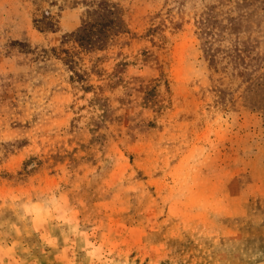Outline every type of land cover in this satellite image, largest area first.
<instances>
[{
	"label": "rangeland",
	"instance_id": "374dc122",
	"mask_svg": "<svg viewBox=\"0 0 264 264\" xmlns=\"http://www.w3.org/2000/svg\"><path fill=\"white\" fill-rule=\"evenodd\" d=\"M0 264H264V0H0Z\"/></svg>",
	"mask_w": 264,
	"mask_h": 264
}]
</instances>
